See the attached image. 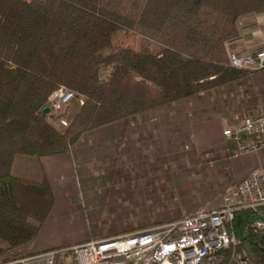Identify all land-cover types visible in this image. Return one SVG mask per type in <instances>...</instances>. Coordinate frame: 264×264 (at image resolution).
Segmentation results:
<instances>
[{
  "label": "trees",
  "instance_id": "1",
  "mask_svg": "<svg viewBox=\"0 0 264 264\" xmlns=\"http://www.w3.org/2000/svg\"><path fill=\"white\" fill-rule=\"evenodd\" d=\"M263 10L264 0H0V256L33 242L55 205L47 178L13 173L16 155L68 153L87 131L242 80L227 43L240 16ZM61 84L86 97L64 130L41 114ZM260 219L264 207L236 212L240 243L222 264H237L234 252L264 264Z\"/></svg>",
  "mask_w": 264,
  "mask_h": 264
},
{
  "label": "rangeland",
  "instance_id": "2",
  "mask_svg": "<svg viewBox=\"0 0 264 264\" xmlns=\"http://www.w3.org/2000/svg\"><path fill=\"white\" fill-rule=\"evenodd\" d=\"M233 51L239 52L229 49L228 54ZM247 71L248 76L235 83L87 131L84 139L63 153L75 161L72 181L79 192V199L69 195L63 201L82 203L87 222L70 211L57 220L65 238L58 249L79 237L133 233L200 208L224 205L230 188L264 166V150L231 157L233 145L222 132L244 117L264 115V71ZM107 73L105 69L101 74ZM60 86L74 92L73 101L47 114L55 128L64 130L77 101L82 104L86 97L66 84ZM254 156L262 157L261 163L239 172L240 162ZM16 157L19 161L35 156ZM29 244L13 249L9 256L32 255L23 251ZM60 251L54 264H74L69 252ZM9 260L0 256V263Z\"/></svg>",
  "mask_w": 264,
  "mask_h": 264
},
{
  "label": "built area",
  "instance_id": "3",
  "mask_svg": "<svg viewBox=\"0 0 264 264\" xmlns=\"http://www.w3.org/2000/svg\"><path fill=\"white\" fill-rule=\"evenodd\" d=\"M229 63L236 69L264 71V48L254 53L230 52ZM75 94L60 86L50 95L52 110H60ZM223 136L233 145L231 157L264 150V115L242 118L226 127ZM264 207V166L254 170L228 190L226 203L215 208H200L194 213L114 237L88 239L64 249H49L14 258L0 264H54L58 253L69 252L74 264H222L224 251L240 243L234 230L239 210L259 211ZM264 229V219L255 224ZM237 264L249 258L234 252Z\"/></svg>",
  "mask_w": 264,
  "mask_h": 264
},
{
  "label": "crops",
  "instance_id": "4",
  "mask_svg": "<svg viewBox=\"0 0 264 264\" xmlns=\"http://www.w3.org/2000/svg\"><path fill=\"white\" fill-rule=\"evenodd\" d=\"M238 19L237 31H239V36L236 40L227 43V50L234 49L238 50L239 53H254L258 50H261V48L263 49L264 11L254 12L245 16L243 15ZM110 126L112 125H108L107 128ZM87 134L88 133L84 134L83 136L86 137ZM83 136H81L80 138L84 139ZM16 158L17 157L15 156L13 164L11 165L14 174L27 178L31 177V179L34 180L47 178L55 196V205L51 213H49V216L45 220V223H43V225L41 226L39 233L37 234L36 238H34V241L29 244V247H27L28 249H24L25 247H23V251L32 254L33 252L38 253L40 251H46L49 249H58L59 247H61L60 245H64L61 243L65 242V238L60 235V227L55 225L57 220L62 219L64 214L70 211L71 213H76L77 220L83 218L82 220L87 222L84 213H82V203L77 204L72 202V200L79 199V192L77 193L75 191V183L72 181V177H75V161L72 156L66 154H54L53 156L30 158L21 157L22 159H19V161H16ZM261 158L262 157L254 156L250 159H243L240 164L241 166L245 164V166L242 168L240 165H238V171H250V168L261 163ZM23 168H25L26 170H23ZM244 174H242L241 176H243ZM69 195L70 199L71 197H73V199L66 200V202H69L65 203V201L63 200H65L66 196ZM88 239L94 238L88 236L83 238L79 237L77 239L71 240L69 244H67V246L69 247L74 243H78Z\"/></svg>",
  "mask_w": 264,
  "mask_h": 264
},
{
  "label": "water",
  "instance_id": "5",
  "mask_svg": "<svg viewBox=\"0 0 264 264\" xmlns=\"http://www.w3.org/2000/svg\"><path fill=\"white\" fill-rule=\"evenodd\" d=\"M51 107H46L41 114L45 115V113L50 112Z\"/></svg>",
  "mask_w": 264,
  "mask_h": 264
}]
</instances>
